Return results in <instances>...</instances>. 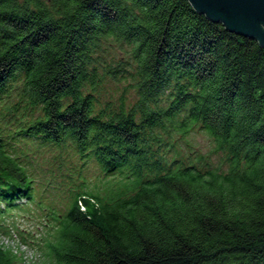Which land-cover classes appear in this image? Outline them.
<instances>
[{"label": "trees", "instance_id": "16d2710c", "mask_svg": "<svg viewBox=\"0 0 264 264\" xmlns=\"http://www.w3.org/2000/svg\"><path fill=\"white\" fill-rule=\"evenodd\" d=\"M10 143L98 180L48 181ZM18 215L38 263L1 240ZM0 240V264H264V48L187 0H0Z\"/></svg>", "mask_w": 264, "mask_h": 264}, {"label": "rangeland", "instance_id": "374dc122", "mask_svg": "<svg viewBox=\"0 0 264 264\" xmlns=\"http://www.w3.org/2000/svg\"><path fill=\"white\" fill-rule=\"evenodd\" d=\"M101 95L103 96V99H107L109 95H113L114 97L117 98L120 96H124L126 99L129 98L130 102L134 97V93L130 91L127 82L115 83L109 85L107 84L105 86L104 92L101 91ZM187 141L195 147L197 153L201 152L202 154H205L209 152L210 149H212L211 148L212 144L210 143L208 138L204 136L203 133L201 132L190 134ZM9 145H12L14 149H16L17 147L18 149H29L30 152H27L28 153L27 158L23 157L24 158L23 159L21 157L23 164L27 167V169L38 174L40 177L44 176V178L47 179L48 181L51 180V178H53L54 181L56 180L57 182H60L61 179L63 180L62 175L63 174L65 176L67 175L68 168L70 169V172H72L74 175L77 176L80 174V176L85 178V180L90 184H95L96 180H98V169L96 168L95 165H93L92 162H89L88 167L80 172V170L78 169L79 162L75 157L72 156V151L70 149H66L61 154L58 153L61 152L59 150L51 151L50 149H44V147L42 146L39 145L36 146V144H31V143L26 144L29 145L30 147H24L22 144L15 145L13 143H10ZM220 156L221 155L211 157L212 159L211 162L214 163L215 165L219 164ZM35 178L37 180H40L38 177ZM63 187H66V184L65 186L60 185L59 187H57V190L53 192H57V194H61L62 193L61 190ZM105 187L108 191L112 189L110 186H105ZM77 191H80V189L74 188L73 190H71V192L73 193ZM53 192L51 191L50 193H48L47 197L44 200V203H42V206L45 209L48 208L51 209L52 212H55L54 207L47 205L49 201L48 199L49 197L52 196ZM59 198L60 199L55 198L56 202H60V200L65 198V196L62 195ZM69 200L70 202H72V199ZM6 225H8L11 231L10 232L11 239L8 238L7 236H2L1 240L3 241L4 245L13 248L15 252H18V254H23L24 256L21 255L23 261L32 260L30 262L38 263L40 258V253L37 251V248L32 246H27V244L21 242V239L18 237L19 232H29L30 234L33 235V237H36L35 235L37 232L34 229L36 228L35 219L33 218L32 220L22 217V215L21 216L18 215L15 216L14 218H8ZM12 229H16V230H12Z\"/></svg>", "mask_w": 264, "mask_h": 264}, {"label": "water", "instance_id": "95a60500", "mask_svg": "<svg viewBox=\"0 0 264 264\" xmlns=\"http://www.w3.org/2000/svg\"><path fill=\"white\" fill-rule=\"evenodd\" d=\"M206 19L264 48V0H187Z\"/></svg>", "mask_w": 264, "mask_h": 264}, {"label": "bare ground", "instance_id": "6f19581e", "mask_svg": "<svg viewBox=\"0 0 264 264\" xmlns=\"http://www.w3.org/2000/svg\"><path fill=\"white\" fill-rule=\"evenodd\" d=\"M8 239V238H7ZM19 240V239H18ZM1 241V240H0ZM9 243V242H8ZM12 244V243H11ZM17 244V243H16ZM7 247V246H6ZM13 249V248H12ZM11 250V249H10ZM28 253V252H27ZM20 255H23V254H20ZM24 256V255H23ZM27 256V255H26ZM28 258V257H27ZM20 259V258H19ZM29 260V259H28ZM32 261V260H30ZM26 263V262H25ZM28 263V262H27ZM31 263V262H30Z\"/></svg>", "mask_w": 264, "mask_h": 264}]
</instances>
